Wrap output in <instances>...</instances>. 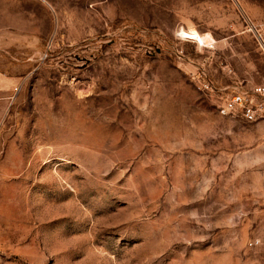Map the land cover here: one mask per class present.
Masks as SVG:
<instances>
[{
    "label": "rangeland",
    "instance_id": "374dc122",
    "mask_svg": "<svg viewBox=\"0 0 264 264\" xmlns=\"http://www.w3.org/2000/svg\"><path fill=\"white\" fill-rule=\"evenodd\" d=\"M248 20L264 0H0V264H264V116L218 109L264 84Z\"/></svg>",
    "mask_w": 264,
    "mask_h": 264
},
{
    "label": "built area",
    "instance_id": "2783aa9c",
    "mask_svg": "<svg viewBox=\"0 0 264 264\" xmlns=\"http://www.w3.org/2000/svg\"><path fill=\"white\" fill-rule=\"evenodd\" d=\"M247 30L254 38L258 49L264 56V28L254 23L252 20L247 21ZM212 41V42H211ZM213 44V39L206 43ZM200 43H203L200 41ZM202 78V76H200ZM198 81L203 89H217L211 80L200 78ZM224 93L220 96L218 109L224 116L231 118H242L248 122H254L264 116V84H254L251 86L235 85L229 89V86L224 88Z\"/></svg>",
    "mask_w": 264,
    "mask_h": 264
},
{
    "label": "bare ground",
    "instance_id": "6f19581e",
    "mask_svg": "<svg viewBox=\"0 0 264 264\" xmlns=\"http://www.w3.org/2000/svg\"><path fill=\"white\" fill-rule=\"evenodd\" d=\"M183 34H184L186 37L191 38V39L196 38V37H195L196 34H189V33H187V32H183Z\"/></svg>",
    "mask_w": 264,
    "mask_h": 264
}]
</instances>
